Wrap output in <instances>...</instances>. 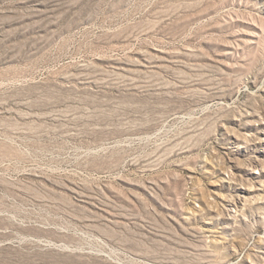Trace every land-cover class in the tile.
I'll return each mask as SVG.
<instances>
[{"label":"rangeland","instance_id":"obj_1","mask_svg":"<svg viewBox=\"0 0 264 264\" xmlns=\"http://www.w3.org/2000/svg\"><path fill=\"white\" fill-rule=\"evenodd\" d=\"M0 264H264V0H0Z\"/></svg>","mask_w":264,"mask_h":264}]
</instances>
